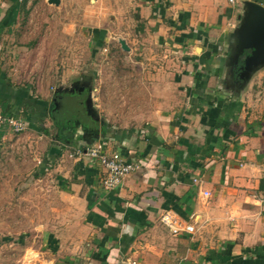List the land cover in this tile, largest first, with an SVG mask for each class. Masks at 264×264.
<instances>
[{"label": "crops", "instance_id": "obj_1", "mask_svg": "<svg viewBox=\"0 0 264 264\" xmlns=\"http://www.w3.org/2000/svg\"><path fill=\"white\" fill-rule=\"evenodd\" d=\"M19 1L0 0V23L14 21ZM86 1L61 0L60 10L77 4L95 28L113 24L128 53H140L134 60L145 77L147 51L166 59L171 88L160 80L163 69L150 78L142 103L148 109L138 113L142 130L115 132L106 122L89 136L62 129L74 147L51 140L35 158L34 174L55 176L57 193L83 221L79 254L58 264H264V62L241 79L230 53L248 0H89L91 8ZM14 83L0 75L3 109L26 119L28 137L49 139L41 128L52 118V99ZM119 106L102 112L111 122L138 121L137 112L125 118ZM96 142L140 165L110 192L102 187V168L67 152ZM167 211L194 224L196 234L172 235L160 222Z\"/></svg>", "mask_w": 264, "mask_h": 264}, {"label": "rangeland", "instance_id": "obj_2", "mask_svg": "<svg viewBox=\"0 0 264 264\" xmlns=\"http://www.w3.org/2000/svg\"><path fill=\"white\" fill-rule=\"evenodd\" d=\"M86 3L91 5L89 0ZM79 7L72 4L60 10L62 5L50 4L49 0H20L14 8V21H5L6 27L0 31L1 77L14 84L30 85L34 95L51 100L55 88L72 90L74 82L87 75L91 77L87 92L97 116L115 132L142 130L144 123L140 119L144 115L138 113L148 109L142 103L148 95L147 87L154 82L150 78L163 69L161 82L171 84L167 60L151 58L147 51L143 67L148 78L144 79L140 62L134 60L140 53L130 55L124 51L113 24L106 31L95 28ZM10 23L13 24L9 26ZM102 31L103 38H99ZM150 50L156 53L153 46ZM111 104L115 105L114 112L123 105L121 113L125 118L137 112L138 121L111 122L109 115L102 112L103 106ZM121 113L115 114L116 119L121 120ZM26 127L20 133L4 127L1 134L3 137L9 132L14 136L0 141V264H58L79 254L81 249L76 246L83 241L79 233L83 221L74 215L73 205L57 193L55 176L49 172L35 175L32 167L38 166L35 158H41L51 140H60L64 134L52 118L41 128L50 134L49 139L28 137L31 131L27 123ZM61 141L74 147L66 138ZM74 150L67 151L69 157L78 151Z\"/></svg>", "mask_w": 264, "mask_h": 264}, {"label": "built area", "instance_id": "obj_3", "mask_svg": "<svg viewBox=\"0 0 264 264\" xmlns=\"http://www.w3.org/2000/svg\"><path fill=\"white\" fill-rule=\"evenodd\" d=\"M231 5H235L238 0H228ZM4 127L10 128L15 133L26 131V123L22 117L7 116L4 114L0 103V137ZM72 158H85L104 170L102 179V187L107 192L118 188L123 180L140 168V165L124 158L118 151L111 150L105 142H96L89 146L84 152L82 150L71 154ZM199 180H195L197 183ZM207 197H211L210 193H205ZM264 202V200H263ZM160 222L167 227L174 236L196 234V227L192 223L186 222L177 214L167 211L160 216Z\"/></svg>", "mask_w": 264, "mask_h": 264}, {"label": "water", "instance_id": "obj_4", "mask_svg": "<svg viewBox=\"0 0 264 264\" xmlns=\"http://www.w3.org/2000/svg\"><path fill=\"white\" fill-rule=\"evenodd\" d=\"M49 3L59 6L61 0H49ZM244 6V24L230 41L231 60L235 69L239 65L240 58L245 57L243 66L240 68L239 77L241 79L248 77L254 67L264 62V6L252 0L246 1ZM119 42L124 51H130L123 39ZM85 107H87L89 115L95 114L90 96Z\"/></svg>", "mask_w": 264, "mask_h": 264}, {"label": "flooded vegetation", "instance_id": "obj_5", "mask_svg": "<svg viewBox=\"0 0 264 264\" xmlns=\"http://www.w3.org/2000/svg\"><path fill=\"white\" fill-rule=\"evenodd\" d=\"M90 80L91 77L83 74L80 81L74 82L72 90H54L49 111L56 126L62 129H83L88 136L105 129V122L96 113L89 115L85 107L90 96L87 92L91 85Z\"/></svg>", "mask_w": 264, "mask_h": 264}, {"label": "trees", "instance_id": "obj_6", "mask_svg": "<svg viewBox=\"0 0 264 264\" xmlns=\"http://www.w3.org/2000/svg\"><path fill=\"white\" fill-rule=\"evenodd\" d=\"M4 27H6V25H5V22L4 21H2L1 23H0V31H2V29L4 28ZM1 33V32H0ZM244 56H242L241 58H240V61H239V65H238V67L236 68V73H239L240 72V68L243 66V63H244ZM2 108H3V105H2ZM3 111H4V114L5 115H7V116H11V115H9V113H7L4 109H3ZM64 130V129H63ZM2 137H0V139H1Z\"/></svg>", "mask_w": 264, "mask_h": 264}]
</instances>
